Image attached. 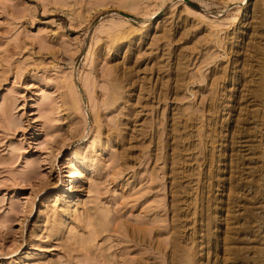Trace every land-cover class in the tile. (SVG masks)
Instances as JSON below:
<instances>
[{
    "label": "rangeland",
    "instance_id": "1",
    "mask_svg": "<svg viewBox=\"0 0 264 264\" xmlns=\"http://www.w3.org/2000/svg\"><path fill=\"white\" fill-rule=\"evenodd\" d=\"M263 71L264 0H0V264H264Z\"/></svg>",
    "mask_w": 264,
    "mask_h": 264
},
{
    "label": "bare ground",
    "instance_id": "2",
    "mask_svg": "<svg viewBox=\"0 0 264 264\" xmlns=\"http://www.w3.org/2000/svg\"><path fill=\"white\" fill-rule=\"evenodd\" d=\"M264 72V71H263ZM110 103V102H108ZM80 164V163H79ZM80 173L79 171L76 169L75 166L72 167V173L70 175V177L68 178L67 181H65L66 183H73V182H76L78 181V179H80Z\"/></svg>",
    "mask_w": 264,
    "mask_h": 264
}]
</instances>
